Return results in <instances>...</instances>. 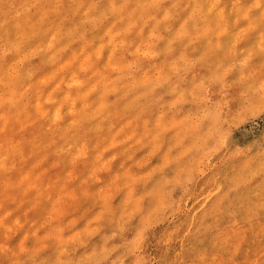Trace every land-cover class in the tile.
Listing matches in <instances>:
<instances>
[{
	"label": "rangeland",
	"instance_id": "1",
	"mask_svg": "<svg viewBox=\"0 0 264 264\" xmlns=\"http://www.w3.org/2000/svg\"><path fill=\"white\" fill-rule=\"evenodd\" d=\"M31 1L44 38L0 9V264H264V0H97L84 42L89 0Z\"/></svg>",
	"mask_w": 264,
	"mask_h": 264
},
{
	"label": "bare ground",
	"instance_id": "2",
	"mask_svg": "<svg viewBox=\"0 0 264 264\" xmlns=\"http://www.w3.org/2000/svg\"><path fill=\"white\" fill-rule=\"evenodd\" d=\"M45 1L46 0H35V2L40 3V4L42 2L44 4ZM31 2H32L31 0H0V9H3L2 5L5 4L6 8H15L14 9L15 12H19L20 10H23L24 14L23 15L21 14V16L19 17L20 20H19L18 24H20V26L16 27L17 30L19 32H21L22 30L25 29V27H28V29L25 30V31H27L29 33L28 34V38L31 37V36L44 38L46 36L44 34L45 30L43 29L45 24H42L41 21L43 19H46V18H44L45 15H46V9H44V6H46L48 4V2L46 4H44V5H41L40 8L38 9L37 16H39V18L36 17V16H32L30 14L31 5H32ZM96 2H97V0H89V2H87V4H86L87 5L86 7L84 5L81 6V10L84 7L87 9L86 13H85V19L83 21H79L78 24H74L72 26V28H68L66 30V33H67L68 36H77L79 40L84 42L86 37H87L86 27L88 25L91 28L97 27L98 29H101L104 26V23L106 22V15L108 14L106 12V10H108V9H106L105 7L102 8ZM128 2H129L128 0H124L121 3L123 5H118V3H119L118 1L111 0L110 10H111V12L113 14H115L116 18H119L123 14V12L126 11L129 8V5L127 4ZM219 2H221V0H215V3H219ZM204 3H206V1ZM117 32L118 31L114 27L113 30L111 31V34H112L111 37L113 38ZM22 35H27V33H21L20 36H22ZM60 35H62V34H58V35L55 34L52 37V43L50 45L51 49H53L52 52H50V51L46 52L44 50L41 51V53L44 54L43 55L44 60H46V61L48 60L50 63L56 60V58L58 56L57 52H59L60 49H62L64 47V44H63L64 40H63V38ZM59 45H61V47H59ZM15 46H16V48L19 49V48H22L24 46V44H21V42H16ZM138 49H140V48H138ZM36 53H39V51L37 52V51H35L33 49H30V55H33V54H36ZM110 53H111V57H113L115 55V51H114L113 48L110 49ZM149 53H150V51H149ZM88 60L89 61L91 60L90 56L87 58V62H88ZM83 65H85V63ZM114 68H116V67H114ZM72 80H73V82L70 84L71 87H74V86L78 85V81L77 80L74 81V78ZM91 87H92V85H91ZM114 89H115V87H114ZM121 94H122L121 96H126V95L131 96L132 95V91L127 86H123ZM138 97H139V95L137 94L133 98L132 103H135L137 101ZM49 101L52 102L51 98H49ZM39 103H40V101H38V103H37V107L38 108L40 107ZM37 111H39V110L37 109ZM25 113H26V110H23V114H25ZM42 114L45 116V114H46L45 110L42 112ZM54 114L59 116L58 110H56L54 112ZM25 119H27V118H25Z\"/></svg>",
	"mask_w": 264,
	"mask_h": 264
}]
</instances>
